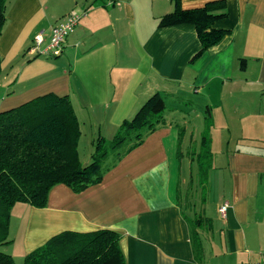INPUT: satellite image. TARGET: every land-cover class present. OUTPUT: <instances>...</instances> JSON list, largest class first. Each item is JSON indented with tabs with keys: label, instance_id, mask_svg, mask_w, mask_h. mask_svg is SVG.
I'll list each match as a JSON object with an SVG mask.
<instances>
[{
	"label": "crops",
	"instance_id": "0c3cea01",
	"mask_svg": "<svg viewBox=\"0 0 264 264\" xmlns=\"http://www.w3.org/2000/svg\"><path fill=\"white\" fill-rule=\"evenodd\" d=\"M174 1H7L0 78L10 76L0 85V111L48 94L68 97L81 136L87 127L95 136L115 133L156 93L171 101L164 123L121 160H111L99 184L80 193L58 185L43 209L14 206L8 246L17 245L21 257L64 231L107 229L120 233L126 264H264V0H225L228 17L215 26L229 33L195 61L201 45L193 26L159 27ZM178 1L193 9L216 0ZM83 13L61 56L32 52L37 37L43 49L53 26ZM191 108L205 127L200 141L191 135L188 146L200 150L175 193L178 150L187 144L181 139L187 125L178 116ZM208 117L214 175L209 181L207 173L205 188L216 191L211 216L202 208L190 214L182 204L193 183L201 207L207 194L197 155ZM196 217L208 221L200 230L201 261L189 222Z\"/></svg>",
	"mask_w": 264,
	"mask_h": 264
},
{
	"label": "trees",
	"instance_id": "16d2710c",
	"mask_svg": "<svg viewBox=\"0 0 264 264\" xmlns=\"http://www.w3.org/2000/svg\"><path fill=\"white\" fill-rule=\"evenodd\" d=\"M7 1L0 0V37L6 23ZM227 17L225 0L210 1L193 9H183L180 1L175 0L174 11L160 19L159 27L193 26L201 45L193 58L195 61L229 33L215 26ZM166 109L164 97L154 94L131 120L122 122L113 140L108 142L99 137L92 160L85 166L78 153L80 122L68 97L48 94L17 108L0 111V247L13 243L9 230L14 206L27 204L43 209L51 190L58 185L80 193L99 184L103 179L102 164L110 153L127 142L133 141L125 153L141 145L148 134L164 123ZM210 127L208 117L197 155L199 182L204 189L212 160ZM124 154L118 152L117 161ZM205 220L202 217L189 220L198 261L203 258L200 230L208 222ZM120 241V233L113 230L64 231L26 255L24 264H126ZM0 264L16 262L13 256L0 251Z\"/></svg>",
	"mask_w": 264,
	"mask_h": 264
},
{
	"label": "rangeland",
	"instance_id": "374dc122",
	"mask_svg": "<svg viewBox=\"0 0 264 264\" xmlns=\"http://www.w3.org/2000/svg\"><path fill=\"white\" fill-rule=\"evenodd\" d=\"M8 76H10V75L8 74L7 77ZM7 77L0 78V85L7 84L6 83ZM183 102H184V100L182 101V104H181L182 108H184ZM166 103H167L168 106H170L171 101H169L167 99ZM185 112H186L185 115L178 116L179 119H181L182 117H184V119H185V121H179V123L180 122L181 123L185 122V125H187V126L184 125L187 129L184 130L182 128V132L183 133L181 132V139H184L185 141L187 139V144H184L182 149L180 147V149L178 150V152L180 153V155H179L180 156V163H178V166L174 170V191H175V193L178 190L179 181L183 182L185 180L186 176L192 170V168L194 170V165L192 167L190 165V162H189L190 158L193 156L192 154H195L196 150H200V149H197L198 146H195V147L194 146H192V147L188 146V143H189V141L191 139V135L193 134L194 137L196 138L197 134H198V138H199V141H200L201 140V134L200 133L202 132V129H204V127H205V123H203L202 119L198 117L197 113H195V111H193L192 108L188 109V110H185ZM198 131H200V133H198ZM116 132L107 135L106 131H105V133H102L103 135L97 133V135L93 136L94 132L92 131L91 128L87 127L85 129V131L82 133V136L80 137L79 144H78L79 159H80L82 165L85 166V165L90 164V162L92 160V156L95 153V148H96L95 144H96L97 140L99 139V137H103L108 142H110L111 140H113ZM132 143H133V141L132 142H127L118 151L110 153L109 157L102 164L103 169H105L106 167H109L112 164V163H109V162L116 157V154L118 152L119 153L125 152L127 150V148H129V146ZM198 152L200 153V151H198ZM181 160H182V162H181ZM212 170L213 169L210 168L207 171V173L209 172V181H211V177L214 175ZM188 185L189 184L186 185V188L188 187ZM195 187H197V186L194 183L190 185V191L188 192L186 202L182 203L183 206L186 205L187 207H189V209H187V210L189 211L190 214L197 213L196 211H200V208H202V212L201 213H203V215L205 214L206 216H208V215L211 216L213 214V213L210 212L211 208H213L212 199H213L216 191H214V189H211V191L208 192V188L207 187L205 189H203V191H205V193H207V194H206L205 200L202 203V207H201L202 198H201V195H200V191L198 189L196 191H194ZM209 187H211V186L209 185ZM194 203L196 205L195 207L193 205ZM10 240H12V238H10ZM14 246H13V248H11L12 246H2V247H0V251H2L4 253H7V254H10L11 256H13L16 264H24V258L20 256L19 248L17 247V245H16V247H14ZM14 251H18V253H16L15 256L12 254Z\"/></svg>",
	"mask_w": 264,
	"mask_h": 264
},
{
	"label": "built area",
	"instance_id": "2783aa9c",
	"mask_svg": "<svg viewBox=\"0 0 264 264\" xmlns=\"http://www.w3.org/2000/svg\"><path fill=\"white\" fill-rule=\"evenodd\" d=\"M83 16L84 13L68 15L63 22L53 26L49 42L43 49H41L40 47L43 43V39L40 36L35 39L32 52L38 53L39 55L46 56L49 58L61 56L66 40L75 32ZM228 207V203H225L219 208V213L222 217H225Z\"/></svg>",
	"mask_w": 264,
	"mask_h": 264
}]
</instances>
